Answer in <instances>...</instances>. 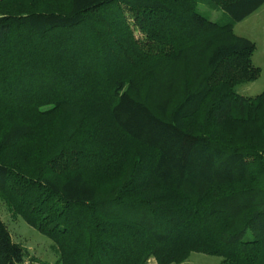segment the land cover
I'll use <instances>...</instances> for the list:
<instances>
[{
    "label": "trees",
    "instance_id": "trees-1",
    "mask_svg": "<svg viewBox=\"0 0 264 264\" xmlns=\"http://www.w3.org/2000/svg\"><path fill=\"white\" fill-rule=\"evenodd\" d=\"M263 4L0 0V194L59 264H264V91L238 92L261 69L234 31ZM29 255L0 216V264Z\"/></svg>",
    "mask_w": 264,
    "mask_h": 264
},
{
    "label": "rangeland",
    "instance_id": "rangeland-1",
    "mask_svg": "<svg viewBox=\"0 0 264 264\" xmlns=\"http://www.w3.org/2000/svg\"><path fill=\"white\" fill-rule=\"evenodd\" d=\"M198 10L213 21H220L227 18V13L223 10L214 9L205 2L198 4ZM234 31L240 36L253 40L256 44L253 52V63L261 69L259 77L248 83L241 84L238 92L245 96H256L264 91V4L253 14L235 24ZM140 34L137 33V36ZM166 77L155 78V81H147L144 95L152 97L158 84ZM0 216L7 223L16 242L22 244L28 251L29 256L24 264H59L56 244L42 234L36 228L25 222L21 216L17 215L8 204L7 199L0 194ZM222 257L193 252L190 257L179 264H220ZM148 264H158L152 257Z\"/></svg>",
    "mask_w": 264,
    "mask_h": 264
}]
</instances>
